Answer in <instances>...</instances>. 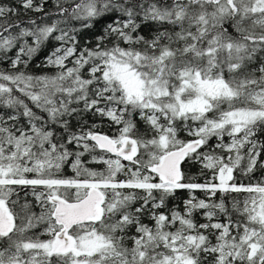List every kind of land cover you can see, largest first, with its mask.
Segmentation results:
<instances>
[{"label":"snow or ice","instance_id":"6c2138e0","mask_svg":"<svg viewBox=\"0 0 264 264\" xmlns=\"http://www.w3.org/2000/svg\"><path fill=\"white\" fill-rule=\"evenodd\" d=\"M52 2L0 3V264H264V0ZM52 42L55 71L29 73ZM87 112L116 133L72 131ZM186 161L212 179L185 182Z\"/></svg>","mask_w":264,"mask_h":264},{"label":"trees","instance_id":"16d2710c","mask_svg":"<svg viewBox=\"0 0 264 264\" xmlns=\"http://www.w3.org/2000/svg\"><path fill=\"white\" fill-rule=\"evenodd\" d=\"M0 3L11 4L14 7H20L19 0H0ZM52 10H53V2L52 0H48V3L45 5V11L50 12ZM21 13H22V18L24 20L33 18V19H37V23H40L44 19L42 13H34L32 11H28L27 14H24V10L22 8H21ZM109 22H111V18L105 17L100 19L98 22H96L93 25V27L83 30L78 37L79 47H83L84 45H87L88 47H94L96 43V36L102 33V29ZM54 43L55 42L49 43L45 48H43L40 52H38L31 61H29V65L27 68V71L29 73L52 74L55 71L50 67L45 68L42 66L44 62V57L52 50ZM10 55L14 56V52L10 53ZM9 68L10 65L7 62L0 64V70H5V69L10 70ZM28 103L29 106H31L30 102ZM70 124H71V129L73 131H76L80 127V125H83L85 129H88L93 124H95L96 128L94 129V131L105 133L109 136H113L117 128V126L112 124L107 118L101 117L99 115H95L92 112L83 113L82 118L79 116L75 118H70ZM140 129L141 132H143L144 125L142 124V122L140 124ZM178 135L180 139L185 141L191 139V137H188L187 134L183 131H180ZM257 139L261 142H264V132H258ZM212 143H215V141L213 140ZM70 147H74V146H70ZM96 153L100 154V151L97 150ZM82 159L85 161L86 166L89 167L90 169L101 171L105 168V165L103 164L90 163L91 160L89 154L87 153ZM260 159L264 161V155H262ZM182 169L185 173V182H189V180H191V182L204 183L206 180L212 179V173L207 170H203L202 172L201 165L197 162L186 161L185 163H183ZM62 174L64 176L71 177L72 175H74V172L69 166H65V168L62 171ZM235 175L238 181L243 179L244 183L249 182L247 179L242 177L240 172H236ZM262 177H264V169L257 168V170L252 174V181L260 179ZM191 195H195L198 199L205 198V193L202 191H196ZM219 195L220 194L218 193L217 197L214 199H218ZM189 197H190V193L188 192V190H177L173 196L168 197V199L166 200V206L164 208L159 209V211L166 212L172 208H177V207L182 210L184 207V200L188 199ZM195 218L199 222H204L203 217L200 214H196ZM145 222L150 223L147 217L145 218Z\"/></svg>","mask_w":264,"mask_h":264},{"label":"rangeland","instance_id":"374dc122","mask_svg":"<svg viewBox=\"0 0 264 264\" xmlns=\"http://www.w3.org/2000/svg\"><path fill=\"white\" fill-rule=\"evenodd\" d=\"M143 124V123H142ZM116 133V132H115ZM114 133V134H115ZM225 139H227V138H225ZM94 154H99V153H94ZM100 154H102V153H100ZM89 157H90V160L92 159V156L89 154ZM124 163L125 164H127L128 162L127 161H124ZM72 176H74V175H72ZM262 178H264V177H262ZM262 178H260V179H262ZM119 179H124V176L123 175H120L119 176ZM211 180V179H210ZM257 180H259V179H257ZM157 181H158V179H157ZM256 180H254L253 182H255ZM246 183H248V182H246ZM29 199H31V197H29ZM34 211H36L37 213H39V211H40V209L37 207V208H34ZM150 221V220H149ZM150 223H151V221H150ZM38 231H43V228L41 227L40 229H38ZM43 238H47V237H43Z\"/></svg>","mask_w":264,"mask_h":264},{"label":"bare ground","instance_id":"6f19581e","mask_svg":"<svg viewBox=\"0 0 264 264\" xmlns=\"http://www.w3.org/2000/svg\"><path fill=\"white\" fill-rule=\"evenodd\" d=\"M4 68V67H3ZM10 69V68H9ZM77 128V127H76ZM73 131V130H72Z\"/></svg>","mask_w":264,"mask_h":264}]
</instances>
